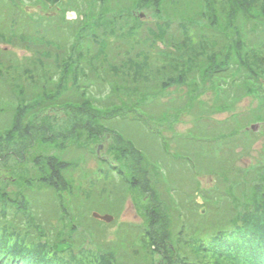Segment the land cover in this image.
<instances>
[{"label": "rangeland", "instance_id": "obj_1", "mask_svg": "<svg viewBox=\"0 0 264 264\" xmlns=\"http://www.w3.org/2000/svg\"><path fill=\"white\" fill-rule=\"evenodd\" d=\"M74 1L68 6L73 11L76 8L77 12H88L91 5L96 8L94 0L76 5ZM101 1L108 9H120L126 16L123 18L125 26L135 30L133 34L132 29L125 27L123 31L108 34L105 41L109 43L111 56L108 54L104 57L99 54L101 57L97 55V59L90 60L99 64L100 68L103 67V76L110 79L109 82L106 79L98 81L102 83L100 89L104 87L103 84L107 86L106 99L110 103H120L117 105L120 106L119 111L114 109L115 107L108 108L116 110L117 115L104 122V130L109 131L111 135L106 133L100 141L96 139L92 143H87L86 135H83L78 141H65V147L61 146L63 136L52 143L41 141L43 133H32L29 142L25 137L22 141H19L21 137L17 138L18 141H15L13 147L16 148L18 143L20 148L23 143L24 146L30 145V148L26 149L23 162H16L11 156L12 159L9 157L0 165V210L4 206L8 207L4 208L8 213L0 217V222L7 227L16 225L12 229L17 232L28 230L30 226L20 224L19 217H15L18 209L22 214L34 217L44 228H51L57 233L60 231L62 239L60 238L59 242L63 243L62 240L66 239L71 247L69 250L64 247L59 251L73 264H96L100 256L108 252L105 249L111 245L112 264H181L182 251L177 246H168L173 250L172 253L164 251L163 245L157 250L156 245H150L151 241L144 232L135 233L133 224L142 225V213L148 206L157 208V214L169 213L170 203H173L172 206H179L191 227L198 226L200 231L195 233L193 239L204 238L205 231H217L238 224L242 213L252 208L262 194V184L258 185L255 191L251 186L257 184L255 180L264 177V112L256 111V98L245 94H239L232 107L218 109L214 104L212 88L207 83L206 87L201 90L198 87L195 92L190 90L194 87H189L188 83L179 82L168 85L166 89L159 88L158 92L155 90L153 93L140 94L130 88L124 80L123 90L114 91L112 87L116 84L113 82L116 75L113 77L112 74L116 73L111 71L110 66H113L120 76L119 68L128 57L127 54L124 56V50L129 56H133L134 60L140 61L142 57L135 59L134 55L140 52L148 53L150 64L154 63L158 67L162 56L158 50L149 46L150 42L155 40L154 36L157 44H162L164 49L168 46L166 41H170L169 34L176 33L179 24H185L190 35L197 26L208 28L205 25L208 24L205 23V16L210 19L215 16L203 8L204 0H163L158 13H154L156 11L153 8L136 9L139 0ZM25 2V5L20 7L21 10H26L39 19L52 15L49 18L51 24L66 25L64 7L55 11L48 9L52 6L45 1L32 4L29 0ZM101 6L102 4H99L97 9ZM140 12L144 13L142 17L137 16ZM129 14L134 18L127 16ZM1 15L3 17V11ZM18 16L26 21L21 13H18ZM67 16L69 20L76 18L72 12ZM138 18L140 21L135 20ZM121 22L118 21L119 26ZM24 28L25 24L19 27ZM150 30H153L154 34H149ZM215 30H211L212 33ZM71 33L66 38V44L73 45L76 43V37L83 36L80 29ZM238 34L239 31L236 37ZM160 36H168V39L162 40ZM17 43L15 41L12 47L7 48L5 43L0 42V49L3 53L9 51L10 57L26 65L30 81L26 82L22 78V82H19L13 71L2 69L0 133L8 131L13 125L17 131L26 127L48 129V135L57 137L71 131L72 127L87 122L88 116H85V113H91L88 108L96 109L94 103L84 109H78L77 105H56L62 97L69 99L70 93L85 97L82 91H86L84 87L87 82L82 73L78 74L77 84L72 82L76 69L73 66L72 73L69 77L61 78L59 85L57 82H49L50 89L45 86V82H31L29 70L36 71L40 68L36 60V50H26ZM87 43L86 39L82 38L75 49V52L80 51L83 54L80 61H77L78 72L81 69L84 72L89 71L87 65L90 61L88 56H85L86 53H83V50L87 49ZM36 44L40 46L38 41ZM117 44L122 45V53L117 54ZM168 48L173 50L172 47ZM100 51L97 45H93L89 54L94 55ZM41 61L44 68L49 70L48 74L52 70L49 66L53 68V78L58 70L54 71L56 61L52 63L44 57H41ZM62 61L61 59L60 64ZM196 79L193 82L198 81L197 77ZM161 80L156 79L155 82H166L164 78ZM195 84L199 85L200 82ZM89 89L90 87L87 88ZM188 93H193V98L189 99ZM153 104L160 111L158 116ZM220 105L223 103L220 102ZM166 107L169 112L163 111ZM233 115L234 119L231 118ZM251 125L256 126L254 130ZM119 138L122 141H118ZM123 141L131 149L138 150L141 158L138 156L139 152L136 154L128 150ZM150 141L155 142L156 146L158 144L157 153L152 150L154 146H144L140 149L137 144ZM201 143L211 144V151ZM184 144L188 147H184ZM38 155L53 156L67 164L68 167L61 171V177L65 180L61 185L64 188L59 183L52 186L51 182L38 179L40 166L44 165L42 162L37 165L33 163L37 162L33 161V158ZM259 164L261 166L257 167ZM214 173L219 174L214 176ZM246 173H250L249 177ZM240 182H244V186L239 185ZM200 208H203V217L196 215ZM0 213L2 214L1 211ZM93 213L108 214L114 216V219L104 228L102 221L92 218ZM38 224L31 226L34 233L41 227H38ZM179 224L176 227L180 228ZM164 226L171 229L168 224ZM193 239L185 238L189 246V249L185 250V254H188L186 264H195L193 259H197L196 254L191 251ZM99 243H105V248ZM173 243L178 244V241L173 239ZM121 257H126V261L122 262ZM203 261L205 264L211 263L206 259Z\"/></svg>", "mask_w": 264, "mask_h": 264}, {"label": "trees", "instance_id": "obj_2", "mask_svg": "<svg viewBox=\"0 0 264 264\" xmlns=\"http://www.w3.org/2000/svg\"><path fill=\"white\" fill-rule=\"evenodd\" d=\"M29 1L31 4L43 3V0ZM86 1L75 0L74 5L78 3L84 4L83 2ZM71 2L73 0L60 1L57 5L48 9L57 11L64 7V10L66 9L65 12L72 11L73 9L68 7ZM25 3V0H0V42L5 43L6 47L9 48L17 41V44L24 46L26 50H36V60L40 68L36 71L29 70L32 77L31 82H45V86L48 89L51 88L49 82H57V85H59L61 78L69 77L74 66L76 69L72 75V82L77 84L79 81L78 74L82 73V77L87 82L84 87L86 91H82V95L85 94V97L81 96V94L79 96L78 94L70 93L68 94L70 96L69 99L62 97L56 105L70 107L77 105L78 109H84L87 105L91 106L94 103L96 109L88 108L91 113H85V116H88L87 122L79 126L76 125L75 128H71V131L64 135L59 134L57 137L53 134L48 135V129L39 130L40 128L26 127L22 131H17L12 125L8 131L0 133V165L5 163L9 157L12 159L11 156L15 158L16 162H23L26 157V149L30 148V145L24 146L22 143L19 148L18 143H16V148H18L16 149L13 144L18 141L16 139L19 137H21L19 141H22L25 137L29 142L32 138V133L34 134L35 132L43 133L44 136L41 141L44 143H52L63 136L61 138V141L63 140L61 143L62 147L66 146L65 141L69 142L70 139L78 141L83 135H86L85 141L87 143H92V141L94 142L96 139L100 141L101 137L108 133L110 134L109 131L104 130V122L117 115L114 109L117 108L119 111L120 106L117 105L120 103L119 101L110 103L106 99L107 86L103 84L104 87L100 89L99 86L102 83L98 81L99 79H106L109 82L110 79L103 76V67L100 68L99 64L90 60L97 59V55L101 57L99 54L104 57L109 54V43L105 41L108 34H114L118 30L123 31L125 27L132 29L131 32L135 33L133 27L125 26L123 18L126 16L120 9H108L101 0H94L93 3H96V8L91 5L88 12L82 10L77 12L73 5L77 17L74 20L66 19V25L63 26L51 24L49 18L52 15H48L45 19H39L34 14L21 10L20 7L24 6ZM99 4H102V6L97 9ZM162 4L163 0H139V4L136 3V9L153 8L156 11L154 13H158ZM26 5L28 6V4ZM203 8L210 12L212 16H215L213 19L205 16V23H208L205 25L209 29L197 26L195 31L189 35L186 25L179 24L176 33L169 34L170 41H166L168 46L164 49L162 44H157L158 42H156V37L154 36L155 40L151 41L149 46L154 48V50H158V53L162 56L158 67L154 63L150 64V55L148 53H136L134 57L135 59L136 57L137 59L142 57L140 61L134 60L133 56H129V53L124 50V56L127 54L128 57L122 63V67L119 68L121 71L120 76L117 73L118 71L113 66H110L111 71L116 73L112 74L113 77L116 75V79L113 80L116 84L112 87L114 91L121 92L123 90L124 80L130 88H134L135 92L140 94L153 93L155 90L158 92L159 88L166 89L168 85L179 82L188 83L189 87H194V89H188L195 92L198 91V87H200V90L206 87L207 83L212 88L214 104L218 106V109L232 107L234 101L237 100V96L245 94L256 98L258 103L256 111L264 112V0H204ZM2 11L3 17L1 15ZM18 13H21L26 21L19 17ZM127 16L133 17L132 14ZM137 16L139 17V15ZM91 19L94 22H86ZM135 20L140 21L139 18ZM118 21H122L120 26ZM24 24L25 28L19 29ZM68 28L70 29L68 30ZM77 29H80V33L83 36L76 37V43L73 45L71 43L66 44V38ZM210 29L216 30L212 33ZM238 31L239 34L236 37ZM149 32V34H154L153 30ZM82 38L86 39V43L88 41L87 49L83 50V53H86L85 56L87 55L90 61L87 65L89 66L88 72H84L83 69L78 72L77 61H80L83 54L80 51L75 52V49ZM160 38L162 40L164 38L168 39V36H164V38L160 36ZM36 41L39 42L40 46H37ZM93 45H97L101 51L91 55L89 53ZM121 47L122 45L117 44L116 48L119 50L117 54L122 53ZM168 47H172L173 50ZM1 54L5 57L1 56ZM109 55L111 56V53ZM10 56L11 53L9 51L3 53V50L0 49V73L1 71L3 72L2 69H8L13 71L19 82H22V78L29 82L26 65L20 64ZM41 57L49 59L52 63L56 61L57 66L54 71L58 70L53 78V68L49 66L52 70L48 74L49 70L44 68ZM61 59L63 60L62 64H60ZM30 60L32 61V59ZM97 67L100 69L98 70ZM196 77L198 81L193 82ZM161 78L166 79V82H155L156 79L162 81ZM148 82H155V84ZM197 82H200V84H195ZM88 87H90L89 90H87ZM80 89L82 88L80 87ZM188 98H193V93H188ZM220 102L223 105H220ZM153 107L156 116H158L160 111L157 110L155 104H153ZM108 108L114 109L110 110ZM163 111L169 112L167 107ZM231 118L234 119L235 116L233 115ZM103 132L105 133L103 134ZM118 141H122V139L119 138ZM123 143L128 150L138 154V150L131 149L124 141ZM137 144L140 149H143L144 146H154L152 148L153 151H156L158 147V144L156 146L155 142L151 141L148 143L138 142ZM201 144L207 146L208 150L211 151V144ZM185 146L188 147V145L184 144ZM120 149L122 151V148ZM196 151L199 152L198 148H196ZM138 156L141 158L140 152ZM33 161H37L33 162L36 165L40 162L44 164L40 166L39 180L51 182L52 186L54 184L62 186L61 183L65 182V180L61 177V171L68 167L64 161L62 162V160L48 155L35 156ZM256 166L259 167L261 165ZM218 174L214 173V176ZM247 174L249 177L250 173ZM219 177L221 178V175ZM255 181L257 184H252L251 186L253 191L257 189L258 185L262 184V194L258 202L242 213L238 224L235 223L229 228H220L217 231H205L204 238L193 239L195 233L200 230L198 226L191 227L188 218L185 217L176 202H174L176 205L173 206V203H170L169 213L157 214V208L148 206L142 213L144 214L142 216V225L133 224L134 227L132 228L135 233L144 232L149 237V241H151L150 245L152 247L156 245L157 250L160 245H163L164 251L172 253L171 251L173 250H170L168 246H171V244L177 246L182 251L180 256L181 264L188 263V254H185V250L189 247L187 240L185 241L187 237L193 239L191 251L197 256L196 260L192 257L195 264H205L203 259L209 260L210 264H264V177H260ZM239 185L244 186V182H240ZM62 187L64 188V186ZM4 208L8 209L7 206H4L0 210L2 212L0 217L4 213H8ZM196 215L202 216L200 210ZM15 217H19L18 222L20 224L28 225L26 227L30 226V228L17 232L12 229L16 225L7 227L0 222V264H73L69 258V261L64 258L63 252L59 251L60 245L71 247V244L66 239L62 240L63 243L59 242L62 237L60 231L57 233L56 231L53 232L51 228H44L35 221L34 217L29 214L26 216L18 209ZM178 223H180V228L176 227ZM34 224H38V227L41 226L35 233L31 227ZM165 224H168L171 229H166ZM105 227H108V225L104 224ZM209 232L210 234H208ZM173 239H176L178 244H174ZM157 242L158 244H156ZM165 244L167 245L166 247ZM105 245V243L100 244L101 247ZM107 246L109 245L107 244ZM68 248L67 250H69ZM112 248V245L106 248L105 250L108 252L100 256L101 258L97 260L99 262L96 264H112L113 256L110 254ZM120 260L125 262L126 257H121Z\"/></svg>", "mask_w": 264, "mask_h": 264}, {"label": "water", "instance_id": "obj_3", "mask_svg": "<svg viewBox=\"0 0 264 264\" xmlns=\"http://www.w3.org/2000/svg\"><path fill=\"white\" fill-rule=\"evenodd\" d=\"M46 3H48L50 6H53L55 5L57 2L61 1V0H44ZM142 15V13L140 14ZM73 16H74V13H73ZM66 17L68 18L69 16H67L66 14ZM256 126L254 125H251V129L254 130ZM100 148V146L98 147ZM98 152V150H97ZM201 212H203V208H201L200 210ZM92 216L94 218H98L102 221H105V222H110L112 220V216L111 215H108V214H104V215H99L98 213H93Z\"/></svg>", "mask_w": 264, "mask_h": 264}]
</instances>
